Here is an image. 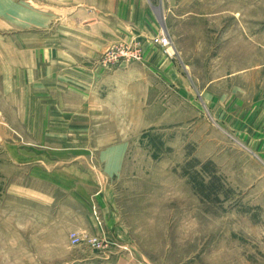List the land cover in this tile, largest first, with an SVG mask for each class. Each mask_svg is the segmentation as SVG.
Masks as SVG:
<instances>
[{
	"label": "rangeland",
	"instance_id": "obj_1",
	"mask_svg": "<svg viewBox=\"0 0 264 264\" xmlns=\"http://www.w3.org/2000/svg\"><path fill=\"white\" fill-rule=\"evenodd\" d=\"M126 1L0 0V116L18 130L8 126L0 158H35L52 172L82 169L97 179L85 177V188L115 193L105 220L96 200L97 214L83 205L74 214L71 192L44 208L6 196L0 185V264H264V96L251 90L264 82V66L245 76L264 62V0H136L158 16L155 27L137 37L140 60L108 65L105 51L131 39L102 37L109 11ZM163 30L172 38L170 54L151 41ZM88 47L95 53H83ZM164 61L181 80L161 77ZM133 62L147 70L145 83L138 75L130 84L122 74L103 75ZM17 68L21 80L36 70L44 81L21 85L30 101L4 94L1 82L9 88ZM237 85L245 95L224 96ZM32 92L53 99L35 100ZM51 104L68 122L83 123L84 133L67 136L91 148H53L72 143L42 132ZM121 142L128 143L124 164L107 178L104 146ZM1 161L8 184L15 164ZM73 231L106 244H73Z\"/></svg>",
	"mask_w": 264,
	"mask_h": 264
},
{
	"label": "crops",
	"instance_id": "obj_2",
	"mask_svg": "<svg viewBox=\"0 0 264 264\" xmlns=\"http://www.w3.org/2000/svg\"><path fill=\"white\" fill-rule=\"evenodd\" d=\"M142 5L143 4H141V2L138 3L136 0H128L126 2H122V4L119 5L120 7L114 8L113 12L109 11V14H111L112 16H108L107 18L108 20L106 21L107 23L106 28L108 31L102 37L115 38L117 36L118 38H128V37L130 38L136 35L140 39L146 38L149 35L147 33L148 30L149 29L151 30L155 27L156 21L154 19H156V17L158 16H156L155 13H151L152 11L148 10L145 5L144 6ZM111 6L112 4H109L110 10L112 9ZM106 9H108V7H105V10ZM106 14H108V12ZM149 49L148 48L146 49L144 61H142V63L145 62L146 56H147L146 62L148 59H152V57L148 58ZM92 51L93 53H95L94 50H91L90 47H88L87 49L83 50V53H90ZM156 62H159V61H156ZM142 63H137V62L127 63V64H124L123 67L117 69V71L111 72L110 74L106 73L103 75L106 76V79H109V77L114 78L122 74L125 77H129V80L132 78V76L138 75L139 77H141L139 79L144 80V83H145L146 78H147V70L145 72H142L143 68H145L142 65ZM162 64L164 65V67L161 72L162 73L161 77L166 76L168 78L170 77V79H173L175 77L176 79L181 80V76L177 70L178 69L177 67H175L174 65L172 66V64H170L168 61H164ZM255 66L259 68H255ZM261 66H264V62H259L255 64L253 66L255 68L253 69V72H250V69H246L247 68L246 67L245 68L246 78L249 73L250 74L252 73V75H254L253 73L256 69H262L263 67ZM93 69L98 70L99 68L94 67ZM137 70H140V72H137ZM27 72H29L28 69L23 71V73H27ZM33 73H35L34 75L35 78L32 77V78L26 79L25 77L21 80L20 78L21 70L17 68L15 71H13L10 74L11 76L10 81H6V84L9 88H5V84L1 82L4 94L8 96H20L21 91L23 92V88L21 89V85H24V84L27 85L28 82H31V84H36V83L44 84L43 79H40L37 77L36 70H33ZM235 73L236 74L240 73V70L235 71ZM100 78H101V75H98L97 80L95 82H98ZM94 79L96 78L93 77L92 85L94 84ZM50 80L53 81L52 79ZM129 80H126V82L130 84L131 80L130 81ZM59 83L63 84L65 83V81L60 80ZM251 90L253 92V96H260V97L264 96V82L262 83V85L261 83H259L258 85H255ZM128 91H130V89H128ZM239 92L243 95L246 94V90H242V88L238 87L237 85L236 88L233 87L232 92L229 95L226 94L224 96H239ZM33 95H35L34 92H32V98L35 100L37 99L41 101L43 99L44 100L53 99L51 96H33ZM30 97L31 96H26V98H21L20 96L19 98L21 100L27 99L28 101H30ZM91 99L93 100L96 99L97 101H99L98 97L89 98V96L87 97L85 96L84 102L91 100ZM259 102L261 106L264 108V97L260 99ZM256 103H257V100L255 99L251 107L252 109L250 110L251 112H254L255 110H257ZM49 108L51 109V111L45 110L46 118H41V124L44 126V128L42 129V132L48 135L50 134L51 137H55V135H62L59 143L66 144L67 141L72 143L71 146H68V143H67V145H60L58 147L54 146L53 148L64 150V151L78 149L79 147L84 148V149L91 148L90 146H88L87 143L74 142L75 140H70L69 137L67 136V134L70 133L69 132L70 129L71 131L76 132V133L83 132L82 122L80 123L68 122L66 116L64 115L65 113L64 111L62 112V114H60L61 111L55 109V106L53 104L49 105ZM219 109H215L213 111L215 120H217V117L215 116L220 115ZM28 119H31V116H28ZM246 121L248 123L251 122L250 119ZM27 122L30 123V121H27ZM8 126L9 124L7 122H4L2 120V117L0 116V143L1 145L3 144L4 138H7L8 133L10 132ZM10 126L9 127L12 128V130H14L15 132H18V130L15 127H13L12 125ZM69 126H73V127L69 128ZM127 145H128L127 142H121L120 144H117V145L116 143H114V144L104 146V148H106L109 152L108 155L105 154V156L104 154H102V158L105 161L104 164L108 172V173H105L106 177L108 175H114L118 170L121 169V166L124 164V151L122 150L126 149ZM260 145L258 144L257 148H260ZM261 147H263L262 148L263 151H261L260 154L264 155V146H261ZM0 159L2 160L0 161L3 164L4 162L11 163L13 166L15 164V166L13 167L15 168V172L14 171L12 172L11 180L8 184L3 183V182H7L6 176L8 174H5V173L0 174V185L2 186L1 189L3 192L5 191L4 194L6 196L8 197L15 196L17 200H19V196L20 197L24 196L32 204L37 203L39 205H43L44 208H48L55 201H57V204L61 202V192L62 191L66 193L71 192L70 197L73 196V198H70V200L69 201L67 200V201L73 203V207L74 206L76 207V205H80V206L83 205L84 207L87 206L86 207L87 209V208H90L93 202L96 200L97 203L99 204V208H100L99 210L102 213V218L106 220L104 216L105 209H106L105 207L108 204H112V200L115 196V193H114V190L110 189V187H107V186H106L107 188L101 186L94 190L85 188L83 184V181L85 179L89 178L87 180H90V179L94 181L97 180L94 174L84 173L82 169H80L81 171H71V170H68V167H60V168H57L55 171L53 170L52 172V168L50 169V165L48 164V162L41 161L35 158L25 160V159H21V157L19 156L17 157L11 156L9 158L11 162H9L8 158L6 159L0 158ZM21 165L27 166L26 167L27 173L24 174L23 176V177H27V181L23 182V184L20 183L21 179L19 178L20 175H18ZM84 189L86 190V192H84ZM12 202L16 204L15 201H12ZM74 209L75 210H72V212L74 214H78V207ZM88 213L90 214L91 212L88 211ZM100 227H103V226H100ZM100 229L102 228H99V230Z\"/></svg>",
	"mask_w": 264,
	"mask_h": 264
},
{
	"label": "built area",
	"instance_id": "obj_3",
	"mask_svg": "<svg viewBox=\"0 0 264 264\" xmlns=\"http://www.w3.org/2000/svg\"><path fill=\"white\" fill-rule=\"evenodd\" d=\"M151 41L154 44L159 45L162 50L168 54L172 52L173 44L172 38L168 32L165 30L156 33L152 36ZM141 46L137 36L131 37L128 41H123L118 44L114 43L113 45L105 51L104 55L102 56V61L105 64L111 65L114 63L119 62L121 59L125 61L130 60H140L142 57ZM93 211L95 214L98 213L96 203L92 205ZM71 241L73 244H79L80 242L86 240L92 247L96 249H101L106 243L104 239H100V237H87L85 235L79 234L78 231L71 232Z\"/></svg>",
	"mask_w": 264,
	"mask_h": 264
}]
</instances>
